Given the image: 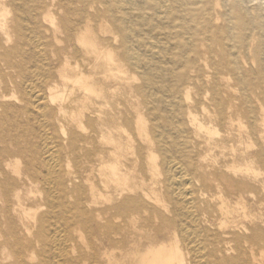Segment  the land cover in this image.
I'll list each match as a JSON object with an SVG mask.
<instances>
[{
    "label": "bare ground",
    "instance_id": "obj_1",
    "mask_svg": "<svg viewBox=\"0 0 264 264\" xmlns=\"http://www.w3.org/2000/svg\"><path fill=\"white\" fill-rule=\"evenodd\" d=\"M261 1L0 0V264H264Z\"/></svg>",
    "mask_w": 264,
    "mask_h": 264
},
{
    "label": "rangeland",
    "instance_id": "obj_2",
    "mask_svg": "<svg viewBox=\"0 0 264 264\" xmlns=\"http://www.w3.org/2000/svg\"><path fill=\"white\" fill-rule=\"evenodd\" d=\"M259 2H252L251 4H250V6H249V8H252L253 6H255L256 4H258ZM264 0H262L261 1V7H263L264 8ZM216 24H218V25H224L225 24V22L221 19V20H219ZM158 33H159V30L158 29H153V30H151V32H150V34L152 35V37H157V36H155V34H157L158 35ZM159 37L160 38H162L161 36H158L157 38H154L155 39V41H165L164 39H159ZM153 39V40H154ZM158 44H160L161 45V42H159ZM200 46H201V49H203L204 47L200 44ZM178 50H176L175 48L174 49H170V52H177ZM142 52L143 53H145V49L143 48L142 49ZM191 56H193V54H191ZM146 57V56H145ZM251 58V57H250ZM166 61H169V60H166ZM204 61H202L201 63H203ZM250 64V65H249ZM244 65V64H243ZM249 65V66H248ZM245 66V68H248L249 70H256L257 69V63L256 62H254V61H250L249 60V63H247V64H245L244 65ZM127 71L129 72V73H134L133 75H135L136 77H139L140 78V75L137 73V72H134L133 70H131V69H127ZM253 77V75H251L250 77H247V80H249V79H251ZM137 82H141V80L140 79H138V81ZM230 84H231V88H232V90L238 95L239 93H240V91H241V87L233 80V79H231L230 80ZM262 87H264V81L262 82ZM260 93H261V91H260V89H256V90H254V91H252V92H250V96H251V98H252V100H256V99H260L261 97H260ZM254 94V95H253Z\"/></svg>",
    "mask_w": 264,
    "mask_h": 264
}]
</instances>
